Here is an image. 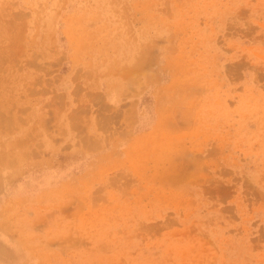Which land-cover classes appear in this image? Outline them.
I'll return each mask as SVG.
<instances>
[{"label":"rangeland","instance_id":"obj_1","mask_svg":"<svg viewBox=\"0 0 264 264\" xmlns=\"http://www.w3.org/2000/svg\"><path fill=\"white\" fill-rule=\"evenodd\" d=\"M0 264H264V0H0Z\"/></svg>","mask_w":264,"mask_h":264}]
</instances>
